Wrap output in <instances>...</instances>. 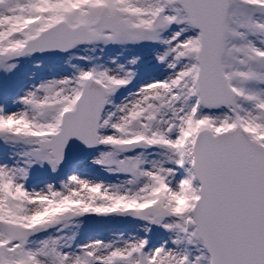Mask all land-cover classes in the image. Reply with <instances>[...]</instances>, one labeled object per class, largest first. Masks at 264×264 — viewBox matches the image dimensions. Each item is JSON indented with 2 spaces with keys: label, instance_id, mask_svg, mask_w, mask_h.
I'll use <instances>...</instances> for the list:
<instances>
[{
  "label": "snow or ice",
  "instance_id": "snow-or-ice-1",
  "mask_svg": "<svg viewBox=\"0 0 264 264\" xmlns=\"http://www.w3.org/2000/svg\"><path fill=\"white\" fill-rule=\"evenodd\" d=\"M0 264H264V0H0Z\"/></svg>",
  "mask_w": 264,
  "mask_h": 264
},
{
  "label": "rangeland",
  "instance_id": "rangeland-1",
  "mask_svg": "<svg viewBox=\"0 0 264 264\" xmlns=\"http://www.w3.org/2000/svg\"><path fill=\"white\" fill-rule=\"evenodd\" d=\"M111 229H125L127 227H129L128 225H122V224H113L109 226ZM101 235V238H108L111 235V231H107V230H103L101 231V233H99Z\"/></svg>",
  "mask_w": 264,
  "mask_h": 264
}]
</instances>
